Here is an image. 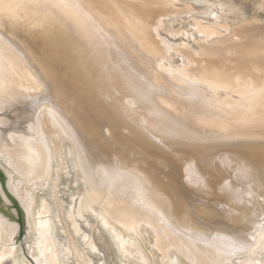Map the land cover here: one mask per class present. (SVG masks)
<instances>
[{"label":"water","instance_id":"95a60500","mask_svg":"<svg viewBox=\"0 0 264 264\" xmlns=\"http://www.w3.org/2000/svg\"><path fill=\"white\" fill-rule=\"evenodd\" d=\"M235 1L264 20V0ZM95 15L77 0H0V154L17 153L30 167L23 181L31 180L40 117L50 113L72 145L79 180L104 195L105 210L125 206L198 252L253 242L264 228V105L223 119L183 109L118 54ZM2 165L0 221L16 227L9 242L26 253V210ZM72 173L64 166V180Z\"/></svg>","mask_w":264,"mask_h":264},{"label":"bare ground","instance_id":"6f19581e","mask_svg":"<svg viewBox=\"0 0 264 264\" xmlns=\"http://www.w3.org/2000/svg\"><path fill=\"white\" fill-rule=\"evenodd\" d=\"M77 1L96 14L94 18L107 33V41L119 49L118 54L128 57L151 82L167 89V99L183 109L190 104L191 113L223 119L224 112L244 116L260 111V102L264 105V20L249 16L247 7L235 0ZM178 2L186 7L175 8ZM185 12H192V19L223 36L211 43L193 37L181 24L173 23L175 16ZM227 24L229 32L224 29ZM183 37L186 42L177 40ZM194 98L207 105L193 104ZM39 128L43 135L41 160L31 180L23 181L30 167L17 153L0 154L8 186L21 198L28 223L26 255L21 244L9 242L16 227L0 221V264H33L28 255L37 264H77L74 254L78 264H185L182 257L189 261L199 257V264H264V228L253 242L218 254L198 252L185 245L188 242L170 237L154 220L124 214L125 206L105 210L104 195L89 192L79 180L72 145L50 113L40 117ZM64 166L73 170L70 181L64 180ZM54 193L70 224L73 250L69 235L61 228Z\"/></svg>","mask_w":264,"mask_h":264},{"label":"rangeland","instance_id":"374dc122","mask_svg":"<svg viewBox=\"0 0 264 264\" xmlns=\"http://www.w3.org/2000/svg\"><path fill=\"white\" fill-rule=\"evenodd\" d=\"M175 19V20H174ZM173 19V22H178L179 20L176 18ZM202 21L199 20V19H191L187 21H180L179 23L182 25L183 28H185L188 33L190 35H192L193 37H198V38H201L204 42L206 43H211L212 40L214 39H217V38H221L223 36V33L213 29L211 26L209 25H205L203 26V23H201ZM191 26H190V25ZM194 25V27H192ZM202 25V26H201ZM190 26V27H189ZM229 27H231L229 24H227L226 26H224V29L226 30V32H229L230 30H227ZM193 28V29H192ZM202 34V35H201ZM215 36V37H214ZM61 189V188H59ZM58 189V190H59ZM56 194L54 193V196L52 197V200L54 201V203L58 206V210H57V216H58V219L60 221V225H61V228L66 232L67 235H69V240L68 242L70 243V248H72L73 250V247H71L72 245V238L69 234V226L70 224L68 225V222L67 220L65 219L64 215L62 214V211L59 207V203L57 202V195L55 196ZM74 261H76V263L78 264L79 261L77 259V257L75 256V254L72 256ZM264 260V259H263ZM261 260V262L264 263V261ZM254 261H249V262H246V264H255V262L253 263Z\"/></svg>","mask_w":264,"mask_h":264}]
</instances>
